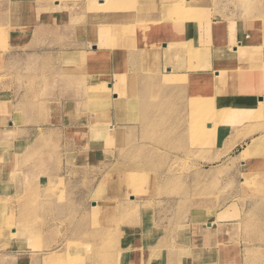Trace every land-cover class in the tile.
Segmentation results:
<instances>
[{
	"label": "rangeland",
	"instance_id": "rangeland-1",
	"mask_svg": "<svg viewBox=\"0 0 264 264\" xmlns=\"http://www.w3.org/2000/svg\"><path fill=\"white\" fill-rule=\"evenodd\" d=\"M190 1L187 12L185 0H0V264H264V175H242V147L225 149L243 121L264 125V106L224 117L209 141L188 126L233 108L227 74L262 87L264 77L232 65L218 66L217 83L166 73V23L182 32L242 7ZM90 27L99 51L85 57ZM77 45L86 52H63L72 63L57 81L49 49ZM86 76L101 85L87 92Z\"/></svg>",
	"mask_w": 264,
	"mask_h": 264
},
{
	"label": "crops",
	"instance_id": "crops-1",
	"mask_svg": "<svg viewBox=\"0 0 264 264\" xmlns=\"http://www.w3.org/2000/svg\"><path fill=\"white\" fill-rule=\"evenodd\" d=\"M94 1H98V0H94ZM128 1L130 3L131 2L144 3V2H154V1H159L163 3L162 2L163 0H128ZM166 1L174 3L175 0H166ZM241 2H242L241 5L242 7L238 8L236 15L231 12L229 16L228 13H222V14L205 15L204 17H201L200 19L197 20L195 18V20H190L188 24H184V29L182 32L175 31V27H177L178 25L168 26L167 27L168 31L166 30L160 36V39L162 41L161 65L163 66L164 69H166V73L172 75L186 74L188 76L200 74V75H204L205 77L208 76V74L213 73L214 79L217 83L219 76L216 77L215 74L219 72L218 66L232 65L244 69L248 68L253 76L256 75L257 77H261V76L264 77V0L259 1V3L257 4L256 1L253 0H241ZM57 19H59V17H56V22ZM60 19L62 22L63 20L62 17H60ZM122 28L124 27H118V29H122ZM59 29H61V27L60 28L55 27L56 31H58ZM106 33H107V29L104 28L103 38L101 39L103 47L100 49L103 52L108 50L107 41L109 39L107 38ZM86 34H88L86 43L88 44V47L91 48L90 51L86 52L85 48L80 47L78 45L77 47L56 46L54 48L49 49L54 55L53 62L50 65L51 66L50 71L54 72L57 81L64 80V78L59 79V77L65 76L62 74L63 66L64 65L68 66L71 65L72 63L71 62L72 60L66 58H64L62 61L63 52H68V53L86 52L85 54L86 57L91 52L99 51L97 47L98 46L97 42H93L96 39L94 37L95 28L88 29ZM178 49L183 50L182 55H178V53L176 52V50L178 51ZM186 50H189L190 52L193 51V53L195 54L194 57L191 58L189 55H187ZM191 59H193L192 65L196 66V68L189 71L183 69L187 65H190L189 61ZM85 62L87 66H90L92 64V62H88L87 60H85ZM20 80H23V78H21ZM257 80L259 79L257 78ZM84 81L87 92L92 91L95 87L97 86L99 87L101 85L100 83L101 80L97 79L91 81L88 79V76L84 78ZM108 91H110L111 94H114L113 100H115L117 96L119 98V95L116 92L114 85H112V83L108 84ZM233 101L235 102V105L233 106V108H231V110L234 111L236 110L240 113V115L238 114L236 118L232 119L233 121H236L235 119L237 118H238L237 121H240L239 120L240 118L249 117L250 115H253L254 113L252 112L256 113L261 107L264 106V102L263 104L259 103V101H264V85L262 88L257 87L256 89H249L244 92L236 93ZM248 105L250 106V108ZM243 111H245L244 112L245 114L242 113ZM247 113H249L250 115L247 116ZM227 119L228 118H226L225 120ZM221 120H223V118ZM9 124H12V122L9 121ZM230 124L235 125L234 123H230ZM239 126L240 127L238 129L239 131H241V133L238 135V137L239 136L241 137L239 138L237 137V139H235L234 142L232 141L233 145L231 144L230 149L227 150V154H230V152H232V150L237 146H241L243 149L246 143L250 142L251 137L253 138L262 135L264 136V127H263L264 125L263 126L257 124L252 125L248 121H243L242 123H240ZM112 127H118L116 125L115 120H113L112 123L107 125V130L111 132L110 128ZM250 129H252L253 133L251 132V134L244 135V133ZM258 131H261V133ZM236 140L238 143H236ZM263 145H264V137H263ZM253 156H250V158L247 159V162L254 163L255 161H257L259 155H253ZM240 159L241 158L239 157V164L241 168H243V162H241ZM207 226L208 229L212 227L209 225ZM206 229L204 230L202 229L203 230L202 234L204 235L203 246H200V244L196 243L193 246L189 247V249L191 251H194L196 255L199 252H202L204 251V249H206L204 248L205 247L204 245L206 241H208L207 238H209L207 235H210L211 233V232H207Z\"/></svg>",
	"mask_w": 264,
	"mask_h": 264
},
{
	"label": "bare ground",
	"instance_id": "bare-ground-1",
	"mask_svg": "<svg viewBox=\"0 0 264 264\" xmlns=\"http://www.w3.org/2000/svg\"><path fill=\"white\" fill-rule=\"evenodd\" d=\"M195 8L196 7V2H192L190 0H185V3H182V8L183 10L187 11V9L189 10V8ZM188 12V11H187ZM185 13V12H184ZM210 22V21H209ZM209 24V23H208ZM211 24V23H210ZM167 26H171L170 22L169 23H166ZM211 27V26H210ZM209 27V28H210ZM116 40L118 41V38L115 39V42ZM112 43V42H111ZM117 43V42H116ZM232 70V69H230ZM225 80L226 82H228V85L225 86V87H222L225 83H221L219 85H221V88H224V90L229 94L227 98H233L236 93L238 92H244V91H247L249 89H256L257 87H260L262 88L261 86V83L258 84H254L251 80H248L247 79H234L233 76H232V73H229L227 74V76L225 77ZM207 84V83H206ZM227 87V88H226ZM220 88V89H221ZM186 90V89H185ZM184 91V90H183ZM260 91V90H259ZM225 93V92H224ZM223 95V94H222ZM244 96H247V95H244ZM252 97V95H251ZM256 97V96H255ZM251 99V98H249ZM228 100V99H227ZM226 101V100H225ZM231 101V100H230ZM186 102V101H185ZM229 101H227L228 103ZM251 102V101H250ZM264 101H259L260 104H263ZM184 103V102H183ZM194 103V101H193ZM197 104L198 102L195 104V106L197 107ZM225 105V104H224ZM227 105V104H226ZM183 106V105H182ZM185 106V105H184ZM249 106V105H248ZM263 106V105H262ZM250 108V106H249ZM248 110V109H247ZM245 111H243L242 113H244ZM225 113V107L221 108V113L220 115L218 116L217 114H210L209 111L207 112V115H202L200 116L201 119L198 120V121H193V122H190V125L189 126V129L196 135V138L198 137H204L205 139H207L208 141L214 136H218L222 133V129L223 127H219L218 126V123L220 122V120L226 116L229 115V118L231 119H234L238 116V114L240 115V113L238 111H234V110H230V111H227L226 114ZM254 114H258V112H252ZM250 114L247 113V116H249ZM196 118H198L199 116L195 115ZM238 119V118H237ZM237 119H235L237 121ZM207 120V121H205ZM205 122V123H204ZM230 122V121H229ZM232 122V121H231ZM238 122V121H237ZM242 122V121H241ZM204 123V124H203ZM206 125V126H204ZM233 125V124H232ZM264 127V126H263ZM228 129V128H226ZM263 129V128H262ZM224 131V130H223ZM227 132V131H226ZM235 132V131H234ZM252 132V129L250 130H247L244 135H248V134H251ZM257 132V131H256ZM261 133V131H258ZM236 133L240 134L241 132H238L236 131ZM253 133V132H252ZM238 134V135H239ZM259 134V133H258ZM241 137V136H239ZM238 137V138H239ZM251 137V136H250ZM262 137H264L262 135ZM222 138V137H220ZM233 138V137H232ZM228 139V138H227ZM221 140V139H220ZM229 140V139H228ZM232 140V139H231ZM245 140V139H244ZM234 142V140H232ZM220 142V141H219ZM218 142V143H219ZM230 142V141H229ZM244 142V141H243ZM236 143L237 140H236ZM242 143V142H241ZM261 143H262V139L260 140L259 136L258 137H251V140L250 142H247L246 145L243 147V149L240 151L239 153V156L240 158L243 159V163H244V166L242 168V175H245L247 176V178H250V179H256L258 178V176H263L264 175V156L262 157L260 154H258V151H259V148L261 147ZM232 144V143H231ZM196 145V144H195ZM203 145V144H202ZM233 145V144H232ZM216 146V145H215ZM228 146V145H226ZM231 145H229L230 147ZM221 149V148H220ZM225 149H230V148H225ZM223 150V149H222ZM226 150V151H227ZM215 151V149H214ZM220 151V150H219ZM218 151V153H220ZM225 152V151H224ZM231 153V152H230ZM220 154H224V153H220ZM252 155H259L260 158L257 159V161H255L254 163H249L247 162V159L250 158V156ZM221 156V155H219ZM254 157V156H253ZM110 263V262H109ZM108 264V263H107Z\"/></svg>",
	"mask_w": 264,
	"mask_h": 264
}]
</instances>
